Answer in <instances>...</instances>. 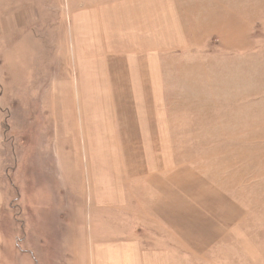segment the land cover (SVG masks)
Wrapping results in <instances>:
<instances>
[{
  "label": "rangeland",
  "instance_id": "1",
  "mask_svg": "<svg viewBox=\"0 0 264 264\" xmlns=\"http://www.w3.org/2000/svg\"><path fill=\"white\" fill-rule=\"evenodd\" d=\"M111 1L116 3L0 0V264H84L91 233L116 234L120 229L123 211L111 207L105 213L91 207L100 184L107 189L117 178L108 158L117 152L127 163L125 153L134 147L138 152L140 147L133 142L140 138L139 129L134 136L130 128L127 140L119 129L117 109L131 98L118 79L124 76L121 64L111 63L105 72L102 57L96 54L101 49L95 35L101 29L87 14L97 4ZM218 2L223 5V24L232 8L237 13L241 8L245 14L246 0ZM260 3L253 0V7ZM234 18L237 22L231 24L240 30L236 40L227 33L214 38L223 47L229 42L237 46L230 54L221 52V63L205 62L199 56L206 54L196 50L159 54L154 81L158 104L164 121L171 127L175 121L177 131L194 120L189 108H204L201 103L213 106L215 92L221 93L226 104L220 107L224 119L236 106L228 103L235 97L233 88H245L247 82L258 90L264 83V64L252 62L246 54L253 46L255 57L264 56V18L248 17L247 22L245 15ZM99 71L110 76L107 95L96 80ZM238 98L240 110L246 97L239 94ZM255 105L251 112L234 113L242 125L239 135L242 130L264 137V127L245 126L246 116L252 117L248 125L264 124V104ZM108 112L112 118L115 115L110 125ZM171 127L159 130L171 131ZM178 138L182 139L181 133ZM103 167L107 168L104 177ZM126 222L125 234L140 237L145 244L150 236L164 235L134 216ZM165 241L179 248L176 241ZM173 254V264H198L190 255ZM226 258L247 264L239 253ZM215 262L230 264L222 255L207 264Z\"/></svg>",
  "mask_w": 264,
  "mask_h": 264
},
{
  "label": "crops",
  "instance_id": "2",
  "mask_svg": "<svg viewBox=\"0 0 264 264\" xmlns=\"http://www.w3.org/2000/svg\"><path fill=\"white\" fill-rule=\"evenodd\" d=\"M104 2L87 11L101 29L95 35L101 49L96 54L102 57L104 70H109L111 63L121 64L124 76L118 79L131 98L117 109L122 122L119 129L126 140L130 128L134 136L139 129L140 138L133 142L140 147L138 152L134 147L125 153L127 163L117 152L108 158L117 178L107 189L100 184L91 207L102 208L105 213L111 207L123 211L118 223L121 226L116 234L91 233L84 264H173V253L190 255L198 264L215 261L221 255L230 263L226 257L239 253L247 264H263L264 137L252 131L243 134L242 130L239 135L242 125L234 113L253 111L255 102L264 104V83L258 90L247 82L245 88H233L235 97L228 103L236 106L231 108L233 115L224 119L220 107L226 104L222 103L221 93L215 92L213 106L201 103L204 108H189L194 120L185 122L177 131L175 121L172 127L164 121L154 81L161 53L181 51L183 55L196 50L206 54L199 56L205 62L221 63V52L230 54L237 46L229 42L223 47L214 38H223L227 33L236 40L240 30L231 24L237 22L234 17L245 15L244 22L248 17L264 18V0L256 9L253 0H246L245 14L241 8L239 13L230 9L226 25L221 20L223 5L218 0ZM242 26L246 29V25ZM83 38L90 40L87 35ZM250 47L247 57L264 64V56L255 57ZM99 72L96 80L102 94L107 95L110 76ZM239 94L246 97L240 110ZM113 118L108 116L109 125ZM251 118L246 116V127H264L252 122L248 125ZM165 127L172 130H159ZM102 159L106 161L105 155ZM106 169H102L103 177ZM102 181L106 183L104 178ZM128 216H134L145 227L154 226L164 235L155 239L150 236L147 244L140 237L126 235ZM164 239L176 241L179 248Z\"/></svg>",
  "mask_w": 264,
  "mask_h": 264
}]
</instances>
